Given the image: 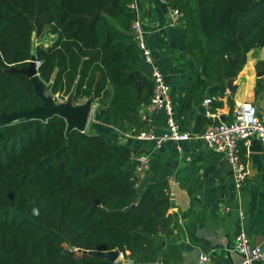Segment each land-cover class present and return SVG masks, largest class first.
<instances>
[{
    "label": "trees",
    "instance_id": "obj_1",
    "mask_svg": "<svg viewBox=\"0 0 264 264\" xmlns=\"http://www.w3.org/2000/svg\"><path fill=\"white\" fill-rule=\"evenodd\" d=\"M163 2L181 14L175 62L210 99L222 97L246 55L264 48V0ZM131 3L0 0V115L42 106L25 75L7 72L33 54L52 96L73 93V106L91 98L96 122L147 130L140 114L153 84L131 32ZM67 128L58 114L0 124V264H118L77 249L117 250L124 264L175 259L162 250L177 228L167 183L138 188L133 150Z\"/></svg>",
    "mask_w": 264,
    "mask_h": 264
},
{
    "label": "crops",
    "instance_id": "obj_2",
    "mask_svg": "<svg viewBox=\"0 0 264 264\" xmlns=\"http://www.w3.org/2000/svg\"><path fill=\"white\" fill-rule=\"evenodd\" d=\"M134 3L147 32L154 66L163 73L169 89L180 132L200 135L212 122H229L236 106L243 102L252 103L259 117L264 114V66L258 67L264 63V48L250 51L242 69L229 79L233 92L225 84L222 97H211L221 106L210 105L209 111L216 119H209L202 106L203 100L209 98L206 90L193 86L187 70L174 60L182 51L181 36L177 29L168 27L163 0ZM144 72L149 77L151 68L145 66ZM259 72L263 76H258ZM92 109V119L88 121L97 135L104 136L109 143L149 155V170L139 176L138 188L160 181L167 183L170 204L167 213L176 218L177 228L174 236L163 240L162 250L167 257L176 258L162 264H199L202 253H209L214 264H241V257L235 251V237L240 232L253 244L264 246V144L256 150L251 147L252 140L240 146L248 178L238 188L227 162L204 142L167 140L157 149L152 141L138 140L132 134L96 122L95 105ZM149 124L155 136L166 133L162 111L151 115ZM225 208L229 209L228 213L221 214ZM124 262L120 254L116 263Z\"/></svg>",
    "mask_w": 264,
    "mask_h": 264
},
{
    "label": "built area",
    "instance_id": "obj_3",
    "mask_svg": "<svg viewBox=\"0 0 264 264\" xmlns=\"http://www.w3.org/2000/svg\"><path fill=\"white\" fill-rule=\"evenodd\" d=\"M135 0L130 5L135 13L132 22L131 32L140 53L144 66L150 67V80L153 84V92L148 105H146L140 114L143 121H149L151 115L162 111L165 115L166 133L157 137L151 126L137 135L136 139L141 141H152L154 146L159 149L163 142L167 140L184 141L200 140L204 142L209 149L217 155H220L227 162L232 173L235 185L242 187L247 178V167L242 160L240 146L246 145L252 139H258L264 144V114L259 117L256 108L250 102H243L236 106L232 119L229 122H212L200 135H192L187 132H180L179 126L174 119V108L170 99L169 89L165 83L163 73L154 66L152 58V49L147 41L146 29L138 17L135 9ZM168 27L176 29L180 24L181 14L178 9L166 7ZM39 61H35V69L38 70ZM212 99L205 98L202 106L205 108V115L209 119H216V115L209 111ZM130 159L136 164V174L141 176L149 170L150 157L145 153L130 154ZM138 185V184H137ZM228 208L221 211V214H227ZM235 251L241 257V264H262L264 263V246L255 245L249 237L240 232L235 237ZM199 264H214L209 253H202L198 257ZM145 264H162L160 262H149Z\"/></svg>",
    "mask_w": 264,
    "mask_h": 264
},
{
    "label": "water",
    "instance_id": "obj_4",
    "mask_svg": "<svg viewBox=\"0 0 264 264\" xmlns=\"http://www.w3.org/2000/svg\"><path fill=\"white\" fill-rule=\"evenodd\" d=\"M35 61L36 58L32 54L27 67L22 69L10 68L7 72L10 74L25 75L32 82L36 94L43 101L42 106L29 111L11 113L8 115L2 114L0 115V117L5 116L8 119V122H3L0 124H9L17 121L18 119L44 120L53 114H58L66 120L68 124L67 131L75 129L84 133L91 111L92 99L90 98L85 102V104L75 107L72 104L73 93H71L68 96L66 103L55 105L53 100L50 99L49 87L47 90H45V88L43 87L44 83L39 80L37 70L35 69ZM258 76H263V73L259 72ZM226 88L229 92H233V86L230 80L226 82ZM261 144L262 143L258 139H252L251 141V147L253 148V150H256V147L261 146ZM76 252L83 255L104 258L113 263H116L119 257V252L117 250L110 252H98L77 249Z\"/></svg>",
    "mask_w": 264,
    "mask_h": 264
},
{
    "label": "rangeland",
    "instance_id": "obj_5",
    "mask_svg": "<svg viewBox=\"0 0 264 264\" xmlns=\"http://www.w3.org/2000/svg\"><path fill=\"white\" fill-rule=\"evenodd\" d=\"M37 42H39V41H37ZM46 43H48L49 41H45ZM263 70H264V68H263ZM43 87L45 88V90H47L48 89V87L49 86H47V85H43ZM49 94H50V91H49ZM50 96V99L51 100H53V102H54V104L55 105H59V104H64V103H66V101H67V98L68 97H66V98H61V97H59V96H52L51 94L49 95ZM87 100H85L82 104H75L74 106L76 107V106H81V105H83V104H85V102H86ZM96 103H94V102H92V104H91V111H90V115H89V119L91 120L92 119V107H94V105H95ZM95 107H96V105H95ZM90 120L89 121H87V126H86V129H85V131L88 133V134H96V131L91 127V125H90ZM3 122H8V119L5 117V116H1L0 117V123H3ZM119 256H120V254H119Z\"/></svg>",
    "mask_w": 264,
    "mask_h": 264
}]
</instances>
